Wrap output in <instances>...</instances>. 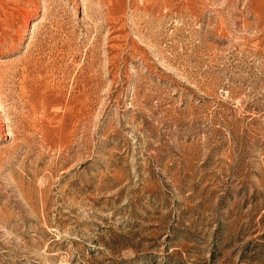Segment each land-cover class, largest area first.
Wrapping results in <instances>:
<instances>
[{
	"label": "rangeland",
	"instance_id": "rangeland-1",
	"mask_svg": "<svg viewBox=\"0 0 264 264\" xmlns=\"http://www.w3.org/2000/svg\"><path fill=\"white\" fill-rule=\"evenodd\" d=\"M0 264H264V0H0Z\"/></svg>",
	"mask_w": 264,
	"mask_h": 264
}]
</instances>
